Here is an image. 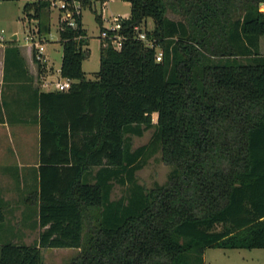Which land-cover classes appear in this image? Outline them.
Instances as JSON below:
<instances>
[{
    "label": "trees",
    "instance_id": "obj_1",
    "mask_svg": "<svg viewBox=\"0 0 264 264\" xmlns=\"http://www.w3.org/2000/svg\"><path fill=\"white\" fill-rule=\"evenodd\" d=\"M65 1L60 72L75 83L38 88V165L15 176L39 236L11 239L10 201L0 197V264H44L45 248L80 249L68 264H205L210 247L264 248V0H127L124 25H144L163 60L131 31L121 49L102 39L94 80L82 67L90 52L76 10L94 1ZM50 6H25L39 36L50 30ZM16 42L5 49V73L24 67ZM34 61L39 78L48 66ZM151 128L133 148L132 137ZM157 152L172 170L147 190L136 173ZM117 184L127 190L113 198Z\"/></svg>",
    "mask_w": 264,
    "mask_h": 264
},
{
    "label": "rangeland",
    "instance_id": "obj_2",
    "mask_svg": "<svg viewBox=\"0 0 264 264\" xmlns=\"http://www.w3.org/2000/svg\"><path fill=\"white\" fill-rule=\"evenodd\" d=\"M35 0H0V45L9 42L14 34H17V43L24 48L28 57L32 58V37L42 42L49 58V72L60 70L62 63L63 46L59 35V8L53 6L55 0H50L49 32H43L39 36V19L31 10V15L25 12V6ZM59 0H57L58 3ZM93 8H82V22L86 31L87 48L89 56L83 60L82 67L87 79L94 80L100 70V49L102 46L101 24L96 19V14H102L103 18L111 14L130 16V3L127 0H107L106 5L101 0H93ZM169 17L178 18L177 14L169 11ZM104 25L107 21L102 19ZM148 28L154 25L148 18ZM2 30H4L2 32ZM3 36V39H1ZM31 37V38H30ZM264 51V38H263ZM5 120L8 114L4 115ZM28 117V116H27ZM8 121V120H6ZM153 121H157V114H153ZM12 123V122H11ZM23 129V127H22ZM154 128L148 129L142 136H133L131 143L133 148L146 144L152 137ZM0 161L12 160L14 154L19 155L21 163H35L39 160V132L35 125L29 123L23 131L16 132L13 127H6L0 136ZM35 167L28 168L30 171ZM25 170L27 167L24 168ZM172 166L162 160L161 153L157 152L150 157L144 167L136 173L137 180L147 190L165 185L169 180ZM21 173V172H20ZM22 173H26L23 171ZM127 188L116 185L113 198L122 195ZM26 192L22 187H17L15 181L0 172V197L10 201V207L6 211L5 232L8 236L19 242L34 243L39 236L40 228L37 226V216L34 206H27L23 202ZM44 264H68L80 253L78 248H45L42 250ZM205 264H264V248H207L204 254Z\"/></svg>",
    "mask_w": 264,
    "mask_h": 264
},
{
    "label": "crops",
    "instance_id": "obj_3",
    "mask_svg": "<svg viewBox=\"0 0 264 264\" xmlns=\"http://www.w3.org/2000/svg\"><path fill=\"white\" fill-rule=\"evenodd\" d=\"M263 38L264 37L261 38L260 45L262 53H264L262 46ZM15 41H17V38ZM8 45V41L6 44L0 45V136H2L6 127H13L16 132H20L23 131L29 123L35 125L36 130L40 134V127L38 124V117L40 115L37 83L38 67L33 58V51L32 58L28 57L24 52V48L17 43L24 59V67L16 71L20 76L13 72L12 69H10L8 73H5V49ZM5 114H8L6 119L8 121L5 120ZM2 152L3 150L0 149V154H3ZM12 156V160L0 161V172L14 181L17 170L21 173L25 171V174L29 175L30 172H33L34 168L32 171L28 168L38 165V161L35 163H21L19 155L15 154V158L14 154H12ZM25 167H27L26 170L24 169Z\"/></svg>",
    "mask_w": 264,
    "mask_h": 264
},
{
    "label": "built area",
    "instance_id": "obj_4",
    "mask_svg": "<svg viewBox=\"0 0 264 264\" xmlns=\"http://www.w3.org/2000/svg\"><path fill=\"white\" fill-rule=\"evenodd\" d=\"M103 5H106L107 0L103 1ZM53 6H58L59 10L62 8H66V1L65 0H59L57 3V0L53 2ZM82 7L80 4L76 3V10L78 13L81 12ZM260 10L264 11V3L260 4ZM68 13L70 14V11H66L63 13V19H68V23L72 26L75 25V20L73 17H68ZM104 21L108 22V25H102L101 29V38L105 41L106 44H110L115 49H121L125 43V41L128 39L129 34L132 33V35L145 42V44L149 47H155L156 48V60L162 61L164 56V51L161 47H156L154 44V41L149 39L146 32V27L144 25L136 24L133 26L124 25V22L129 19V16H124L122 14H111L109 17L103 18ZM129 28V29H128ZM4 30H2L3 32ZM131 31V33H130ZM31 38V37H30ZM1 39H3V36H1ZM32 51H33V58L37 59L38 61L45 63L49 70V58L48 54L45 52V47L42 44V42L35 37H32ZM38 88L41 92H53V91H68L75 81L68 77H63L61 75L60 70L56 71L55 73H51L49 71L45 72L43 75H41L37 79Z\"/></svg>",
    "mask_w": 264,
    "mask_h": 264
},
{
    "label": "water",
    "instance_id": "obj_5",
    "mask_svg": "<svg viewBox=\"0 0 264 264\" xmlns=\"http://www.w3.org/2000/svg\"><path fill=\"white\" fill-rule=\"evenodd\" d=\"M17 38V34H14L10 40H15Z\"/></svg>",
    "mask_w": 264,
    "mask_h": 264
}]
</instances>
